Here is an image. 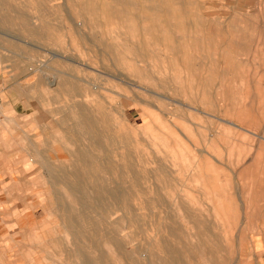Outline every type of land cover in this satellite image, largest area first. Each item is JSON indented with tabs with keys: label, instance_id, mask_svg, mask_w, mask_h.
<instances>
[{
	"label": "rangeland",
	"instance_id": "rangeland-1",
	"mask_svg": "<svg viewBox=\"0 0 264 264\" xmlns=\"http://www.w3.org/2000/svg\"><path fill=\"white\" fill-rule=\"evenodd\" d=\"M6 1L17 8L12 17L25 15L38 35L19 24L0 26V82L16 84L32 100L29 116L18 118L20 141L8 149L19 174L4 176L8 189L26 195L27 212L8 216L15 226L0 223V264H77L71 252L81 243L74 234L82 211V246L95 255L91 226L106 212L83 208L65 185L51 182L43 164L61 156L71 173L80 148L99 165L85 169L91 194L96 179L115 187L127 163L140 176L135 184L125 173L132 197L126 241L121 249L102 244L106 264H141L148 245L164 256L160 245L174 242L172 224L196 236L193 242L209 235L227 264H264V0H165L160 22L146 12L159 0ZM147 25L158 30L150 35ZM74 87L89 93L85 102L97 116L108 117V127L97 128L101 145L76 136L72 107L81 98ZM24 124L34 136L26 130V137ZM27 159L34 160L28 168ZM65 207L79 226L66 225ZM100 232H109L107 222Z\"/></svg>",
	"mask_w": 264,
	"mask_h": 264
},
{
	"label": "bare ground",
	"instance_id": "bare-ground-1",
	"mask_svg": "<svg viewBox=\"0 0 264 264\" xmlns=\"http://www.w3.org/2000/svg\"><path fill=\"white\" fill-rule=\"evenodd\" d=\"M114 3H115L114 6L123 5L122 0L120 1L116 0ZM126 3L132 4L133 2L131 0H127ZM148 3L149 5L146 7V10H147L146 12L154 15L155 18L158 19L160 22L161 17H159V15L162 12L160 10L161 5H168V2L165 0H159L160 4L154 1L148 2ZM87 5L89 6V9L91 10H95V8H97L98 6L97 3L93 1L88 2ZM66 7L67 5L65 6V8ZM119 11H117V13H122V11L121 12ZM13 12H17V8H15L13 5H11L6 0H0V26L9 27V26H15L19 24L20 27L23 30H25V32L28 33V35L30 36L38 35V32L36 31L35 28L32 27L31 23H29V19L25 15L21 14L17 19V18L12 17ZM130 29L132 33L136 35V32L138 31L139 27L136 24H134V25H131ZM144 29L148 31L150 35H153L151 30L157 31L158 26L157 25H147ZM17 42L10 43L11 44L10 48L16 49L17 47H19ZM6 51L10 52L11 50L6 49ZM51 56H53L54 58H58V57L60 58L61 55H56L54 53L53 55L51 54ZM82 65L85 67H88L87 64H82ZM80 81L85 84L89 83L88 80L85 81V80L80 79ZM51 82L52 84L57 85L59 81L57 78H55ZM74 95L81 98L80 99L81 101H77L76 104H74V106L72 107V111H74V116L78 115V122L76 123V126L78 127V129H76V132H75L76 136L80 137L81 139L84 138L85 140H87L92 147L101 145L102 135H101V132L98 131L97 128L101 122L105 124L106 127H108L109 125L108 117L107 116L104 117V115H102V118H101L100 116H97L95 114L94 108L91 107V103H89V100L88 102H85L86 99H84V98L90 97L89 93L87 91H83L81 87L80 88L74 87ZM6 104L7 103L5 102V97L3 96L2 107H3L4 115H6L7 120H12L10 118V111L7 108ZM232 124L235 125L234 123ZM24 133H27L26 130H24ZM41 154L43 155L42 152H38L39 156ZM74 156L76 157L77 160L75 164L71 165L73 169L71 173L65 170L64 168L65 162L63 161V159H61L62 158L61 156L54 157L55 163L53 162L51 163V161L49 162L47 160L48 158H46V162H44L43 164L46 165V170L48 172L47 174L49 178H51V182L54 184L61 183L65 185L70 190L71 194L77 195L76 197L79 199L80 204L83 208L89 205H92V206L96 205L99 209L104 210L106 212V215L104 213L98 222H96L92 226L90 224L92 231L94 232V235L92 236L91 239H88V240L90 244L89 246L95 250L94 252L95 255L88 253L87 252L88 250H86L85 247L82 246V242L87 239L86 235H84L85 230L82 227V221H83V216H84L83 211L79 217L81 218L80 228L76 230L74 234L75 239L81 243H79L76 249H74L73 252H71L72 257L77 258V264H106V261L103 256V251H101L102 244L103 243H105L106 245L112 244L114 247L121 249L123 248V245L126 241V238L122 233L125 230L124 221L128 219L127 215L130 214L131 212L130 202H131L132 197H130V194L127 191V189H124L123 187V184L125 181V173L130 174L135 179V182H134L135 184H138L140 182V176H139V173H136V171L134 170L135 165L131 163H127L125 166L122 165L121 167L124 169L126 168L128 171H125L124 169H122V171H120L119 173V179L123 182L120 181L118 184L116 183L115 187H108L107 180L100 181L96 179L93 186L91 187V190H92V194H91L88 191L89 190L88 185L86 184V182H84V176L86 173L85 169L91 168V170L94 169L95 171H99L98 170L99 165L92 162L90 159L91 158L90 153L83 150L82 148L76 150ZM127 156L129 158V154ZM107 161H108L107 167H111L112 169L113 167H116V165L113 164V161H111V158H108ZM30 162L34 163V160H30L29 163ZM71 176L74 177V180H72ZM198 183L199 182H196V184ZM226 195L227 194H225V196ZM217 197L218 195L216 196V198ZM226 199L228 198L226 197ZM107 200L109 201V203H107ZM92 201L94 202V204H90ZM68 210L69 208L65 207V213L67 214V216L64 222L66 223V225L73 226L77 224V226H79V221H80L79 218L78 217L76 218L75 215L71 211H68ZM119 211H121L123 215L119 217L118 219H116L115 221H113L112 216L116 215ZM104 222L108 223L109 232L105 234L104 237H101L100 229ZM190 223H193L194 225L199 224L201 226V229L204 231V233L207 232L206 230H209L207 224H205V222L203 221L191 219ZM168 230H169L170 235L174 237V242L168 241V240H162L160 248L162 249L164 256L159 255L152 248L151 245H148L144 250L145 252L144 256L146 258L145 260L146 262L145 261L141 262V264H227L228 258L226 259V256H224V254L222 253L224 249L222 248L221 244L219 245V243H217V245H215L209 235L208 236L205 235L206 237L204 238L198 237L199 238L198 242H193V238H196V236H193V235L188 236L184 234L183 231L178 226H174L172 224V226H170ZM211 240H212V244L210 243ZM61 255H63V253ZM189 261H191V263ZM137 264H140V262H138Z\"/></svg>",
	"mask_w": 264,
	"mask_h": 264
},
{
	"label": "crops",
	"instance_id": "crops-1",
	"mask_svg": "<svg viewBox=\"0 0 264 264\" xmlns=\"http://www.w3.org/2000/svg\"><path fill=\"white\" fill-rule=\"evenodd\" d=\"M4 79L0 82V96L2 104L3 96L5 97L6 106L10 111V118L12 120H7L6 115H4L0 123V223H4L6 228H10L15 225L8 220V216L25 214L27 211H25L26 208L24 206L27 198L25 194H18L19 192L16 189H8V186H6L8 184V179L4 178V176L19 174L16 161L12 159V153L9 152L8 149L11 148L10 145L13 142L17 143L20 141L18 130H20L21 127L18 123V118L20 116H29L30 103L32 100L29 98L28 93H24L16 84ZM26 124L22 126L21 131L24 133V130H27L31 132L30 136H34L33 128L30 126L28 127ZM26 137L28 136L26 135ZM30 142L33 143V139L30 138ZM28 146L30 147V144H28ZM23 149L26 150L25 148ZM30 160L27 159L24 162L26 168L30 167L32 162L29 164L27 163V161L29 162Z\"/></svg>",
	"mask_w": 264,
	"mask_h": 264
},
{
	"label": "built area",
	"instance_id": "built-area-1",
	"mask_svg": "<svg viewBox=\"0 0 264 264\" xmlns=\"http://www.w3.org/2000/svg\"><path fill=\"white\" fill-rule=\"evenodd\" d=\"M4 112H3V107H2V101H1V96H0V123L3 120Z\"/></svg>",
	"mask_w": 264,
	"mask_h": 264
}]
</instances>
